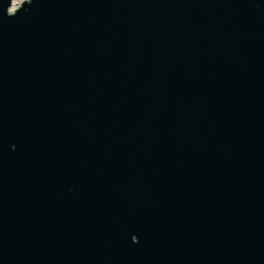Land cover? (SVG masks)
I'll list each match as a JSON object with an SVG mask.
<instances>
[{
    "label": "water",
    "instance_id": "obj_1",
    "mask_svg": "<svg viewBox=\"0 0 264 264\" xmlns=\"http://www.w3.org/2000/svg\"><path fill=\"white\" fill-rule=\"evenodd\" d=\"M11 5L0 264H264V0Z\"/></svg>",
    "mask_w": 264,
    "mask_h": 264
},
{
    "label": "rangeland",
    "instance_id": "obj_2",
    "mask_svg": "<svg viewBox=\"0 0 264 264\" xmlns=\"http://www.w3.org/2000/svg\"><path fill=\"white\" fill-rule=\"evenodd\" d=\"M23 0H12V5H11V8H15L17 7Z\"/></svg>",
    "mask_w": 264,
    "mask_h": 264
},
{
    "label": "clouds",
    "instance_id": "obj_3",
    "mask_svg": "<svg viewBox=\"0 0 264 264\" xmlns=\"http://www.w3.org/2000/svg\"><path fill=\"white\" fill-rule=\"evenodd\" d=\"M6 16H7V14H6ZM8 17V16H7ZM8 18H12V17H8Z\"/></svg>",
    "mask_w": 264,
    "mask_h": 264
}]
</instances>
